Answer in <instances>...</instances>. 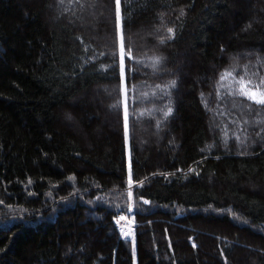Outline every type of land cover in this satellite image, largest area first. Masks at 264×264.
<instances>
[{
    "label": "trees",
    "instance_id": "16d2710c",
    "mask_svg": "<svg viewBox=\"0 0 264 264\" xmlns=\"http://www.w3.org/2000/svg\"><path fill=\"white\" fill-rule=\"evenodd\" d=\"M101 1L0 0V264H264V105L237 83L264 84V0H121L123 81L115 0L109 45L78 25ZM109 83L116 132L86 98ZM138 126L173 150L138 149Z\"/></svg>",
    "mask_w": 264,
    "mask_h": 264
},
{
    "label": "rangeland",
    "instance_id": "374dc122",
    "mask_svg": "<svg viewBox=\"0 0 264 264\" xmlns=\"http://www.w3.org/2000/svg\"><path fill=\"white\" fill-rule=\"evenodd\" d=\"M53 11L56 14L57 10L55 9V7H53ZM80 21L82 22H80L78 25L82 26L83 28H89L91 32L94 33L93 38H97L101 40L106 45H109L111 43V37L109 36V31L107 30V27H106V25L108 27L110 25L109 8L105 0H102L99 3L98 11L95 12V14L91 13L88 16H85ZM100 25L101 27H99ZM104 27H105V30H103ZM136 35L138 36L140 41H143L144 38L148 37V33L146 34L145 32H140V33H137ZM130 40L132 41V38ZM183 63H184V60L182 56H180L178 58V62L176 63L177 65H179L177 71L181 73L182 76L187 77L188 75L180 69ZM203 80H204L203 77L199 75H195L193 77V81L195 82L196 87H199L200 85H202ZM213 92L214 93L216 92V88H214ZM113 93H114V90L112 88V85L109 83L107 86L104 85L103 87L92 88L89 94L86 95V98L88 99L89 104L98 108L100 112L99 117L101 118L102 126L106 127L112 132H116L118 130V127H117L118 121L113 112L115 109V105L113 103H109L107 105L108 102L106 103L107 100H105L106 97L108 96L110 97V95L112 96ZM235 107L236 109H240L237 105H235ZM222 120H224L227 124L234 127V129L230 131L231 137L234 140H239L238 130L241 129L242 124L238 123L237 121L238 119L224 118ZM62 121L66 124L73 123L70 120V118L67 117V114L65 115V117H62ZM224 127L226 126H225V123H223V121H220V119H218V121L216 120V126H215V129L217 130L216 133L217 132L220 133V131H223ZM137 128L139 129V131H137L138 129L135 131V134L138 135L137 138H135V142H136L137 148L141 149V151L147 150L152 144L154 145V148H155L154 150L155 156H158V154H160V156L165 155L168 152L173 150V146L175 144L174 141L175 140L177 141L175 134L172 135L170 132L169 133L167 132L166 134H159L155 130L145 132V127H142V126H138ZM149 129L151 130V128ZM258 131H260L259 128L253 127V131L251 133L253 134V132H258ZM140 135L143 136V138H141ZM165 135L168 136L169 141L166 143H163V139L164 137H166ZM239 141L242 142V140H239ZM225 144L226 143L223 142L224 147H226ZM235 147L236 149L239 148V146L234 145L233 148ZM126 155H127V162H128L129 161V149H128L127 142H126ZM157 162H158L157 167H161L160 159ZM245 186L248 187L249 189H255L252 182L245 184ZM130 210L131 208L130 206H128V210H126L125 212H122L123 215L126 216V222L123 228L120 229V234L123 238L132 240L133 235H134V230H135V224L130 220V217H129ZM88 216L92 217V215H88ZM133 261H134V264H136L135 258Z\"/></svg>",
    "mask_w": 264,
    "mask_h": 264
},
{
    "label": "snow or ice",
    "instance_id": "6c2138e0",
    "mask_svg": "<svg viewBox=\"0 0 264 264\" xmlns=\"http://www.w3.org/2000/svg\"><path fill=\"white\" fill-rule=\"evenodd\" d=\"M131 3V0H128ZM89 6H95V0H91ZM183 14V10H181ZM115 21H116V39L119 46V69H120V79L121 81L124 80L125 76V64H124V57H125V37H124V29H123V13H122V6L121 0H115ZM167 32L171 34L169 39H174L175 31L173 28H167ZM161 43H166V41L161 38ZM130 55V49L129 53ZM153 63L152 67L155 69L159 64L162 63L163 57L160 56H153L151 57ZM225 75H231V73H225ZM225 75L221 76V80L225 78ZM237 83H239L240 94L247 97V99L254 101L256 104L264 105V84L261 85H254L251 81L240 79ZM170 86L174 87L176 85V81L172 80L169 82ZM172 113V108L169 107L168 110L164 113L165 117L169 116ZM125 135L127 136V108L125 107ZM131 183V179L129 180ZM2 203V201H0ZM147 203V201H145ZM195 247V245H193ZM135 249H133L134 251Z\"/></svg>",
    "mask_w": 264,
    "mask_h": 264
},
{
    "label": "bare ground",
    "instance_id": "6f19581e",
    "mask_svg": "<svg viewBox=\"0 0 264 264\" xmlns=\"http://www.w3.org/2000/svg\"><path fill=\"white\" fill-rule=\"evenodd\" d=\"M115 222H116L118 229L120 231V229L123 228V226L125 225L126 216H124L123 213L117 215L115 218Z\"/></svg>",
    "mask_w": 264,
    "mask_h": 264
}]
</instances>
